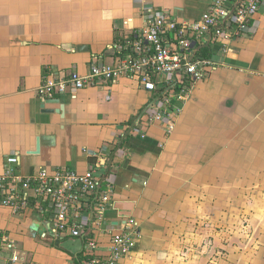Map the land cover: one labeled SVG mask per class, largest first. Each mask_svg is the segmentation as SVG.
<instances>
[{
  "label": "crops",
  "instance_id": "0c3cea01",
  "mask_svg": "<svg viewBox=\"0 0 264 264\" xmlns=\"http://www.w3.org/2000/svg\"><path fill=\"white\" fill-rule=\"evenodd\" d=\"M212 1L0 0V172L5 156L16 154L23 173L84 172L97 164L103 178L127 127L158 94L131 77L68 88L53 96L64 104L62 116L40 111L39 86L50 73L85 74L91 64L112 63L117 27L139 25L160 11L193 21ZM81 45L87 50L78 51ZM208 49L204 77L173 103L172 132L147 124L157 100L113 155L106 177L111 204L92 230L107 244L134 220L136 244L118 264H264V206L255 202L264 201V192L248 185L264 174V0L242 35L228 42L215 37ZM36 137L40 151L29 154ZM18 215L17 226H0L13 240L10 264H76L81 237L59 240L38 214ZM12 229L27 243L39 236L37 250L20 251ZM211 234L231 243L227 254L204 251Z\"/></svg>",
  "mask_w": 264,
  "mask_h": 264
},
{
  "label": "built area",
  "instance_id": "2783aa9c",
  "mask_svg": "<svg viewBox=\"0 0 264 264\" xmlns=\"http://www.w3.org/2000/svg\"><path fill=\"white\" fill-rule=\"evenodd\" d=\"M235 1L213 0L201 17L193 21L177 20L160 11L146 14L139 25L117 27L109 45L112 63L91 64L85 74L75 69L50 73L53 78L44 80L37 93L41 99L51 98L68 88L82 89L119 77H131L143 90L159 94L175 82L159 98L157 110L146 120L147 124H157L169 134L178 112L174 101L187 97L192 83L204 77L209 64L207 58L198 54L199 50L190 59L195 47L205 41L209 30L211 40L219 37L228 42L242 35L261 3V0H240L229 19L217 29ZM17 163L16 154L4 158V169L0 172V207L38 214L51 225L58 239L81 237L82 249L91 256L79 264H118L133 250L139 235L134 220L113 231L107 244L89 239V235L83 236L89 226L88 213L92 210L91 232L111 204L112 185L106 178L102 179L99 165L84 172L67 167L52 170L40 167L23 173ZM13 247V240L0 230V264H10L16 259Z\"/></svg>",
  "mask_w": 264,
  "mask_h": 264
},
{
  "label": "water",
  "instance_id": "95a60500",
  "mask_svg": "<svg viewBox=\"0 0 264 264\" xmlns=\"http://www.w3.org/2000/svg\"><path fill=\"white\" fill-rule=\"evenodd\" d=\"M240 0H236L233 4V7L229 10L227 16L221 21V24L217 27V29H220L221 26L224 24V22L226 20L229 19V17L231 16L232 12H233V9L234 7L239 3ZM211 41V30L208 31L207 35L205 36V41H204V44H201L197 47H195V49L193 50L191 56H190V59L194 57V55L196 54V52L198 50H200L202 47H206L209 45ZM78 51H82V50H87V46L86 45H81V46H78L77 47ZM173 80L175 81V76L173 75ZM175 85V82H173L171 84L170 87H167L166 89L162 90L154 99H152L149 103H147V105H145V107L139 112V114L134 118V120L132 121V123H130V125L127 127L124 135L121 137L118 145H117V148L114 152H112V154L109 156L108 158V166H107V170L105 172V174L103 175V178H106L107 175L109 174V171H110V168L112 166V158H113V155L117 152V150L119 149L120 145L123 143V141L128 137L129 133L134 129L135 126L138 125V123L140 122L142 116L146 113V111H148L149 109H151L153 107V104L159 100V98L164 95L170 88H173ZM41 99V98H40ZM47 104H55L57 105L58 107L56 108H47L46 105ZM40 111L43 112V113H51V112H56V113H59L60 115L63 116V112H64V104L60 102V99L57 98V97H51V98H45V99H41V103H40ZM40 151V142H39V137H36V143H35V149L32 150V151H28L29 154H37L39 153ZM90 221L92 219V210L90 211ZM90 222H89V226L87 228V230L84 232V235L83 236H87L89 233H90V230H91V226H90Z\"/></svg>",
  "mask_w": 264,
  "mask_h": 264
},
{
  "label": "rangeland",
  "instance_id": "374dc122",
  "mask_svg": "<svg viewBox=\"0 0 264 264\" xmlns=\"http://www.w3.org/2000/svg\"><path fill=\"white\" fill-rule=\"evenodd\" d=\"M263 176H264L263 173L260 174V178L263 177ZM260 178H259V180H257L256 183L255 182H248V185H252L253 188H256V189L264 192V181L260 180ZM243 185H244V183H243ZM255 202H257L259 204L261 203V208H262V206H264V201L262 202L260 200H257V201L255 200ZM27 213L30 214L29 212L22 210V211H18V212H16L14 214V212H12V211H10L8 209L1 208L0 207V226H4L5 228H6L7 225H15V226H17L18 223H16V219L19 218V215L18 214L24 215L26 217V214ZM23 229L24 230H27V228L25 229L24 227H23ZM10 234H11V237H13L16 240V244L18 245L20 251L21 250L24 251L25 248H26V246L29 247V248H26L27 249V252L29 254H32V252H34V251L37 250L38 245L40 244V241H41V238L39 236H37L35 238H31L32 239V242H28L27 243L25 240H22L23 238L20 239L18 237V236L24 237V235L22 234V232H17L15 229L10 230ZM17 237L19 239H17ZM208 237L203 242L204 243V246L203 247H205V246L208 247V249L207 250H204V251L205 252H208L209 254H213L214 253V255H216V252L217 253L220 252V253H226L227 254L228 253L227 252V244H228L229 249L232 248L230 242L227 243V241H223L222 239H215L212 236V234L210 236L208 235ZM217 240H219V241H217ZM33 243L35 244V246H33ZM239 243H242V242H239ZM65 244H69L70 245L72 243L70 241H66ZM248 245H249V243L247 244L246 247H248ZM238 246H240V245H238ZM242 247H244V246H242ZM246 249L247 248H245L243 251H241L238 254H246V252H248Z\"/></svg>",
  "mask_w": 264,
  "mask_h": 264
},
{
  "label": "trees",
  "instance_id": "16d2710c",
  "mask_svg": "<svg viewBox=\"0 0 264 264\" xmlns=\"http://www.w3.org/2000/svg\"><path fill=\"white\" fill-rule=\"evenodd\" d=\"M204 58H209L210 57V53H209V49L208 46L204 47V54L202 55ZM101 235V233L92 230L88 236L89 239H93L96 240L97 242H100V240H98V237ZM60 240V239H59ZM80 255V256H79ZM78 255V257L75 259L76 264H79V262L83 259V258H87L90 257L91 255H89L88 253H86L84 250Z\"/></svg>",
  "mask_w": 264,
  "mask_h": 264
}]
</instances>
